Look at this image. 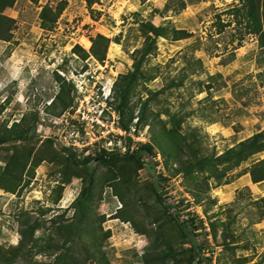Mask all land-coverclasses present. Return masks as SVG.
Wrapping results in <instances>:
<instances>
[{
  "label": "rangeland",
  "instance_id": "374dc122",
  "mask_svg": "<svg viewBox=\"0 0 264 264\" xmlns=\"http://www.w3.org/2000/svg\"><path fill=\"white\" fill-rule=\"evenodd\" d=\"M96 1L3 13L0 264H264V0Z\"/></svg>",
  "mask_w": 264,
  "mask_h": 264
},
{
  "label": "trees",
  "instance_id": "16d2710c",
  "mask_svg": "<svg viewBox=\"0 0 264 264\" xmlns=\"http://www.w3.org/2000/svg\"><path fill=\"white\" fill-rule=\"evenodd\" d=\"M17 0H0V40H8L9 38L7 37V34L10 32L7 27L8 24L10 22H12V20H10L9 18H6L3 16V13L5 10H7L8 8H12ZM88 3L89 8L91 9V13L92 15L96 16H100L102 15V13L100 11H95L94 9H92V6L97 3L98 1L96 0H86ZM247 1V3L249 5H253L255 0H245ZM262 7V4L259 5L258 9H260ZM263 7H264V3H263ZM264 9V8H263ZM264 27V24L262 25L261 29H260V47L264 50V30H262ZM152 31H150L152 33V35L154 36H165L166 33L158 28L152 27L151 29ZM102 45L103 47H105L106 49H108L109 46V39L105 38L101 35H98L97 38L94 40V44H93V49H96L98 47V45ZM76 50L78 52H84L83 49L81 47H76ZM94 55L100 60L103 59V56H100L98 53L94 52ZM87 56V55H86ZM9 132L13 135L14 139H20L22 138L20 135H15L14 130L10 129ZM264 134L262 135H254L253 137H251L250 139H248L245 142H241L239 143L237 146L233 147L232 149L228 150L227 152H225L220 158L223 159L224 161H231V160H235L236 162L241 163V162H245L247 161L251 156L255 155V154H259L264 152V140H263ZM143 150H147L151 152V149L148 147L143 148ZM138 161L139 163L142 162L141 157H137L136 155H133ZM99 158L101 159V161L103 162H107L106 161V155L105 154H101L99 156ZM252 180L255 183H261L264 181V160H261L259 162H257L256 164L253 165L252 167ZM188 223H182L181 227L183 229V231L185 232H189V226L187 225ZM32 234V232H31ZM22 236L24 240L27 237V232H22ZM22 247H23V241L20 242L19 246L16 247L12 252L14 251H22ZM11 252V251H10ZM9 252V254H10ZM11 255V254H10ZM9 255V257H10ZM76 260V259H75ZM79 263V262H78ZM62 264H70L69 262L63 261ZM76 264V261L75 263ZM80 264V263H79Z\"/></svg>",
  "mask_w": 264,
  "mask_h": 264
}]
</instances>
